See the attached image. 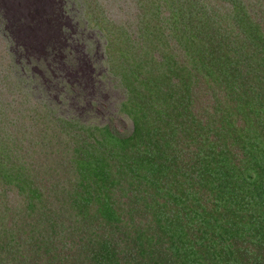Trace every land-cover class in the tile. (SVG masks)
<instances>
[{"label":"trees","instance_id":"1","mask_svg":"<svg viewBox=\"0 0 264 264\" xmlns=\"http://www.w3.org/2000/svg\"><path fill=\"white\" fill-rule=\"evenodd\" d=\"M206 1L136 0L142 34L133 41L122 27L113 36L97 26L108 32L105 60L128 88L121 111L132 132L61 122L83 141L95 131L77 148L88 183L77 204L121 221L110 197L91 193L105 187L111 195L108 186L124 178L155 227L137 228L142 248L131 257L104 239L94 251L99 264H264V29L255 13L262 5L211 0L208 9ZM8 157L0 150V187L27 189L32 207L38 189L21 185ZM170 237L167 252L159 242Z\"/></svg>","mask_w":264,"mask_h":264},{"label":"rangeland","instance_id":"2","mask_svg":"<svg viewBox=\"0 0 264 264\" xmlns=\"http://www.w3.org/2000/svg\"><path fill=\"white\" fill-rule=\"evenodd\" d=\"M258 1L262 8L255 13L264 29V0ZM212 6L220 14L231 11ZM140 13L136 0H0V150L18 165L21 185L37 187L39 196L30 207L27 189L0 187V264H99L94 251L104 239L120 257H131L142 248L137 228L155 229L124 178L108 186L111 195L105 187L91 193L110 197L121 221L98 218L92 205L85 212L78 206L88 184L76 166L83 139L74 125L60 126L72 119L76 126L132 132L121 111L128 88L105 60L103 35L117 36L122 27L131 41L140 38ZM169 240L159 242L167 252Z\"/></svg>","mask_w":264,"mask_h":264}]
</instances>
